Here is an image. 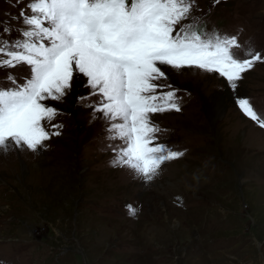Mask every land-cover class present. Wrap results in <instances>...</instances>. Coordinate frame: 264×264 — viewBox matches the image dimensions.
<instances>
[{"label":"rangeland","instance_id":"374dc122","mask_svg":"<svg viewBox=\"0 0 264 264\" xmlns=\"http://www.w3.org/2000/svg\"><path fill=\"white\" fill-rule=\"evenodd\" d=\"M28 3L0 0L3 39L22 38ZM192 15L264 57V0H196ZM161 69L168 78L155 83L177 90L181 111L152 115L155 143L184 154L151 181L112 163L121 141L109 139L112 122L92 107L99 97L83 75L44 101L59 111L43 126L62 125L59 136L36 152L0 151V264H264V128L238 104L248 99L264 118V62L235 89L195 67ZM29 72L0 68V81L13 73L22 84Z\"/></svg>","mask_w":264,"mask_h":264},{"label":"snow or ice","instance_id":"6c2138e0","mask_svg":"<svg viewBox=\"0 0 264 264\" xmlns=\"http://www.w3.org/2000/svg\"><path fill=\"white\" fill-rule=\"evenodd\" d=\"M26 7L30 14L20 13L26 26L22 38L8 41L0 35V55L6 57L0 68L24 64L30 70L22 84L13 73L0 81V151L5 153L25 147L36 152L59 136L62 125H52L54 132L43 126L59 111L44 101L61 100L74 77L83 75L90 95L99 97L92 107L112 122L109 139L121 141L112 163L151 181L164 162L184 154L155 143L162 130L152 115L181 111L177 90L163 91L171 85L155 83L168 78L161 66L217 73L235 89L243 73L264 62L237 36L205 31L201 17L192 15L196 0H29ZM234 49H243L244 58ZM238 104L264 128L248 99ZM126 208L130 216L138 212L131 204Z\"/></svg>","mask_w":264,"mask_h":264},{"label":"trees","instance_id":"16d2710c","mask_svg":"<svg viewBox=\"0 0 264 264\" xmlns=\"http://www.w3.org/2000/svg\"><path fill=\"white\" fill-rule=\"evenodd\" d=\"M170 148H174V147L172 146V147H170Z\"/></svg>","mask_w":264,"mask_h":264},{"label":"bare ground","instance_id":"6f19581e","mask_svg":"<svg viewBox=\"0 0 264 264\" xmlns=\"http://www.w3.org/2000/svg\"><path fill=\"white\" fill-rule=\"evenodd\" d=\"M4 158V157H3ZM5 159V158H4ZM1 160H2V158H1Z\"/></svg>","mask_w":264,"mask_h":264}]
</instances>
